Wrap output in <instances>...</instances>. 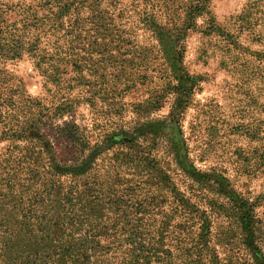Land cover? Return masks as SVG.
Segmentation results:
<instances>
[{"label": "rangeland", "instance_id": "1", "mask_svg": "<svg viewBox=\"0 0 264 264\" xmlns=\"http://www.w3.org/2000/svg\"><path fill=\"white\" fill-rule=\"evenodd\" d=\"M193 1L202 0H104V5L114 11L115 24L130 33V42L137 48L122 57L118 54L119 65L112 67L102 46L106 40L94 34L91 23L86 21L90 18L87 8L79 15L66 17L62 24L51 19L49 24L40 27L42 21L35 22L32 13L39 12L43 0H0V39L20 41L23 38L32 44L39 41L40 47H49L47 67L51 81L47 82L37 69L38 58L31 52L21 50L16 58H2V111L10 100L22 103L21 94L41 98L47 107L68 97L74 100V108L54 119V125L74 123L89 137L90 144L99 148L105 147L101 140L112 133L117 134L120 141L125 142L126 137L135 142L134 154L140 164L125 169L124 177L139 179L141 183L125 182V179L117 183L113 177L106 181L99 170H103L107 159L105 155L95 158V150L81 155L71 153L65 160L68 152L60 148L53 150L54 156L51 150L43 154L57 168L47 169L51 167L47 165L42 169L41 179L63 177V180L44 183L52 187L54 200H65L71 191L80 194L86 189L89 190L86 200L102 202L108 207L105 214L112 225L113 221L120 220L118 238L109 236L101 244L111 246V251L104 254L107 255L104 264H124L130 260L129 242L136 241L130 232L144 236L143 240L137 238L141 247L138 249L144 251V255L150 251L152 264H156L159 257L165 259L161 257L169 251L172 253L169 260L173 255L174 263L184 264L174 256L206 232L203 214L211 221V244L218 243L219 232L230 229L236 220L218 218L205 199H214L231 208L234 206L231 198L242 196L254 205L264 233V158H261L264 154V0H203L205 8L194 21L197 28H192L186 17ZM150 12L165 36L148 30L142 22V15ZM211 24L215 30L208 32ZM176 58H182L180 64L198 85L182 116L171 120L169 109L175 94L170 88L176 82L173 67ZM121 72L124 76L117 84L115 75ZM59 74L74 85L72 90L67 89L69 83L54 82ZM164 78L169 86L161 85ZM89 89H106L114 95L127 89L114 96V101L122 104L120 113L107 114L109 107L101 101L95 106L86 102L87 95L83 91ZM148 92L160 97L158 104ZM7 127L0 125V134ZM124 130L127 135L122 134ZM10 134L12 136V133L1 135L0 162L5 148L13 143ZM53 135L50 139L57 143L59 136ZM110 139L106 153L128 150L126 142L113 143ZM66 140V147L74 149L79 145ZM84 162H87L86 167L93 165L92 175L102 177V182L87 183L92 181V175L86 179V173L80 171L76 172L80 174L74 180L72 171ZM3 174L0 171V175ZM0 185L9 186L4 181ZM133 187L138 191L130 197ZM123 201L127 202L125 208L119 207ZM46 216H42L43 224L50 222L51 215ZM50 227V224L40 227L37 234L43 239ZM20 229L10 228V231L22 235V243H33L34 240L27 242L28 231ZM76 232L79 233L71 237H56L55 249H69L74 242H78L80 248L87 233L85 230ZM237 232L242 241V231ZM160 241H163L161 247L157 245ZM156 247L161 249L160 256ZM34 248L39 256L45 252L43 246L34 244ZM85 248L92 250V246ZM217 249L225 260L223 248L218 246ZM246 258L252 261L250 253Z\"/></svg>", "mask_w": 264, "mask_h": 264}, {"label": "trees", "instance_id": "2", "mask_svg": "<svg viewBox=\"0 0 264 264\" xmlns=\"http://www.w3.org/2000/svg\"><path fill=\"white\" fill-rule=\"evenodd\" d=\"M84 8H87L89 11L90 18L89 21H86L91 23L93 27L92 32L101 35L102 39L106 40L103 41L102 46L104 47L105 56L108 58L110 66L113 67L118 64L119 60L116 59L118 58V54L122 57L129 51H137L134 43L130 42V33L115 24L114 11L104 5V0H43L39 12L31 13L34 21L38 24L42 21L40 27H44L46 24H49V20L51 19L62 24L66 17L72 16L75 13L79 15ZM204 8L203 0L193 1L189 5L186 17L191 22L189 25L192 28H197L194 21L201 15ZM141 20L148 30L156 32L160 37L165 36L164 30L160 27L151 12L143 14ZM80 21L78 16L76 20L78 25ZM214 28V25L211 24L208 26L209 31H207H214ZM124 42L127 44H124ZM40 46L39 41L37 43L35 41L32 44L29 41H24L23 38H20V41L18 39L13 40V38L0 39V60L4 57L16 58L20 56L21 50L31 52L34 57L38 58L35 63L37 69L43 74L47 82H51L47 67L49 47ZM180 63L182 64V58H176L173 61V67L176 71L174 75L176 82L170 88L175 94L174 101L169 109L171 120H176L182 116L190 95L195 92L198 85V81ZM124 67H126L125 61ZM123 76L122 72L119 75H115V83L119 84ZM54 82H60L61 84L69 83L67 86L69 90H72L74 87L70 82L63 80L60 74ZM161 85L169 86L166 78L162 79ZM124 91H127V89L118 91L117 95H114V92L106 91V89H89L83 92L87 95L86 99H84L86 102L92 106H95L97 101L106 103L109 107V110L106 112L112 115L120 113L122 109V104L118 105L119 103L114 101V96H119ZM148 94H151L152 100L158 104L160 97L153 96L152 92H148ZM51 99H55L54 95H51ZM21 101L22 103L20 104H17L16 100H10L8 103H5L7 105L3 104L5 106L4 109L6 108L5 111H2L3 109L0 105V125L4 129L8 125L7 130L0 134V140L3 137H1L2 134L8 136V133H12V136L11 134L10 136L14 138L12 141L14 144L12 143L5 148V156L0 162V171L5 175H0V182L4 181V183L9 184V186L6 185L5 187L4 185H0V264H104L103 261L107 257L104 254L111 251V246L101 244L109 236L110 238L113 236H115V239L118 238L116 235L117 231H119L120 220L113 221L112 225L105 214L108 211V207L102 202H94L91 199L86 200L88 198L86 197L87 191H89L86 189L80 194L71 191L68 194L69 198L65 200H54L51 197L53 196L52 187L44 183L63 180V177H57L56 175L41 179L43 176L42 169H45L47 165L51 166L47 167V169L54 170L57 168L53 162L50 160L48 162L46 155L43 154L51 150L50 153L54 156L53 150L60 148L62 152H68L66 155L63 154V160H65L68 156H71L69 155L71 153L81 155L86 151L92 153L95 150V158L105 155L107 159L103 170H99L100 175H103L106 181L110 177H113L117 183H120L121 180L125 179V169L133 168L134 165L140 164L137 156L134 154L136 150L135 142L131 138L127 139L124 137L123 140L128 144L125 147L128 149L126 152L106 153L110 138L113 143L125 144V142L118 140V135L112 133L101 140L102 144H105V147L99 148V146H92L88 139L89 137L84 136L74 123L64 122L62 125H54V119L73 110V99L65 97L58 102H54L51 107L44 105V102L38 97H26L21 94ZM20 118H23L24 121H21ZM121 132L127 135L125 130ZM54 133H57L59 136L57 143L50 139L54 137ZM66 139L74 141L80 146L76 144L74 149L66 147V142H68ZM18 142H23L24 144ZM52 142H55V144L53 145ZM64 143L65 146H63ZM44 157L46 160H44ZM261 158H264V154ZM75 160L77 161V159ZM84 164L85 168H83ZM86 164L87 162H84L75 167L71 173L75 175L74 180L80 174L76 173L77 171L86 173V179L90 178L94 167L93 165L86 167ZM110 169H112L113 174L109 172ZM152 170H154V166ZM91 178L92 181L87 183H100L103 181L102 177L96 175H92ZM99 179L101 180L98 181ZM125 182L141 183L139 179H125ZM130 190H132L130 197L135 196L138 191L134 187ZM231 199L234 205L231 208H227L226 204L219 203L214 199H205L210 210L218 218L224 216L230 220H236L232 223L233 225L230 226V229L219 232V236H217L218 243L211 244V231L209 229L211 221L206 214H203L206 232L201 233L199 240L194 241V244L185 245V248L178 251V255L174 256L175 258L179 257L184 264H264L262 220L257 217L254 205L249 203L247 199L242 196L237 197V195ZM116 204H119V202ZM126 204L127 202L123 201L119 207L123 208L124 206L125 208ZM135 210L137 211L138 209ZM115 213L118 215L117 210ZM143 213L146 212L144 211ZM19 214H22V217H19ZM46 215H51V218H49L50 222L47 224L52 225V227H50L48 234L43 236V241L41 235L37 233L40 227L45 228L47 226V224H43L42 220V216L47 217ZM10 228H15V230L23 228L30 235L27 242H32L33 240L34 242L30 244L22 243V235L17 231L11 232ZM76 230H85L87 233V238L83 240L81 247H77L78 242H74L69 249L57 251L54 247L56 237L61 239L74 236L75 233H79ZM237 230L243 233L242 241L239 239ZM130 236L131 238L135 237L136 241L129 242L131 249L128 251L130 252L128 258L130 260L125 261L124 264H152L154 260H152L153 257L149 253L150 251L145 252L146 255H144V251L138 249L141 247L138 246L139 242H137V238H142L143 240L144 236L140 237L136 235L138 236L136 237L131 232ZM34 244L43 246L45 252L40 256L36 254L38 250L34 248ZM157 245L161 247L163 241L158 242ZM84 246H92V250L84 249ZM218 246L222 247L225 251V260L219 256ZM159 247L155 248L158 256H160L159 252L161 251ZM245 250L249 251L251 262L249 258H246V256H249V253H246ZM92 251L93 253H90ZM167 253V255L161 257L165 259H160V257L158 260L156 259V264H176V262L174 263L173 255L172 259L169 260L172 253L170 251Z\"/></svg>", "mask_w": 264, "mask_h": 264}]
</instances>
